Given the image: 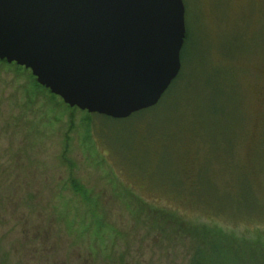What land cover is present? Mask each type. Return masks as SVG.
I'll return each instance as SVG.
<instances>
[{
    "label": "rangeland",
    "instance_id": "374dc122",
    "mask_svg": "<svg viewBox=\"0 0 264 264\" xmlns=\"http://www.w3.org/2000/svg\"><path fill=\"white\" fill-rule=\"evenodd\" d=\"M183 1L158 110L89 118L0 60V264H264V0Z\"/></svg>",
    "mask_w": 264,
    "mask_h": 264
},
{
    "label": "water",
    "instance_id": "95a60500",
    "mask_svg": "<svg viewBox=\"0 0 264 264\" xmlns=\"http://www.w3.org/2000/svg\"><path fill=\"white\" fill-rule=\"evenodd\" d=\"M183 0H0V59L71 107L127 118L181 70Z\"/></svg>",
    "mask_w": 264,
    "mask_h": 264
},
{
    "label": "trees",
    "instance_id": "16d2710c",
    "mask_svg": "<svg viewBox=\"0 0 264 264\" xmlns=\"http://www.w3.org/2000/svg\"><path fill=\"white\" fill-rule=\"evenodd\" d=\"M1 60V59H0ZM5 60V59H4ZM181 60H183V53L181 52ZM6 61V60H5ZM17 64V63H16ZM18 65V64H17ZM20 66V65H19ZM178 78H180V73H179V75L175 78V80H173V82H172V84L170 85V87L167 89V91L165 92V94L162 96V98H164L165 100H164V103L165 102H167V96L168 95H170V94H172L173 93V91L175 90V88H176V86H177V81H178ZM37 81V80H36ZM38 83V82H37ZM36 83V84H37ZM38 86H42V87H44V88H46L45 86H43V85H41V84H37ZM46 89H48V88H46ZM49 90V89H48ZM50 91V90H49ZM50 93L54 96V97H60V96H58V95H55V94H53L51 91H50ZM61 98V97H60ZM162 98H161V100L155 105V106H152V107H150V108H147V109H143V110H141V111H138V112H136V113H134V114H140V113H142V112H148V111H151V110H154V109H156V110H158V109H160L161 108V106L164 104V103H162ZM62 100V99H61ZM63 101V100H62ZM64 102V101H63ZM64 104H66L65 102H64ZM68 107H70V108H75V109H79V110H81L80 108H78V107H71V106H69L68 104H66ZM158 108V109H157ZM82 111H86V110H82ZM134 114H132V115H134ZM86 115H87V117H89V118H93L95 115H96V113H89L88 111H86ZM132 115H131V117H132ZM128 119H129V117H128Z\"/></svg>",
    "mask_w": 264,
    "mask_h": 264
}]
</instances>
